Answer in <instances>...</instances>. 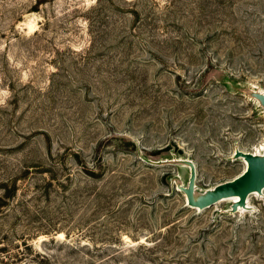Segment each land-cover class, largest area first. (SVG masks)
<instances>
[{"label": "rangeland", "instance_id": "rangeland-1", "mask_svg": "<svg viewBox=\"0 0 264 264\" xmlns=\"http://www.w3.org/2000/svg\"><path fill=\"white\" fill-rule=\"evenodd\" d=\"M249 90L264 0H0V264H264V189L177 187L263 149Z\"/></svg>", "mask_w": 264, "mask_h": 264}, {"label": "water", "instance_id": "water-1", "mask_svg": "<svg viewBox=\"0 0 264 264\" xmlns=\"http://www.w3.org/2000/svg\"><path fill=\"white\" fill-rule=\"evenodd\" d=\"M249 97L255 99L264 110V93L259 90H249ZM233 158H241L245 168L231 180L215 185L203 192L195 190V165L189 159L176 160L179 164L187 165L190 169L186 186L180 182L177 187L186 197L187 204L193 208L204 209L227 198L237 197L230 205V211L235 212L239 207H246V199L252 193L261 194L264 189V148L258 152H244L235 149Z\"/></svg>", "mask_w": 264, "mask_h": 264}, {"label": "bare ground", "instance_id": "bare-ground-1", "mask_svg": "<svg viewBox=\"0 0 264 264\" xmlns=\"http://www.w3.org/2000/svg\"><path fill=\"white\" fill-rule=\"evenodd\" d=\"M263 148H264V146H263ZM262 149V148H261ZM245 165V164H244ZM256 194V193H255ZM256 196V195H255ZM227 199H230L231 201H234V200H236L237 199V197H231V198H227ZM226 199V200H227ZM247 200V199H246ZM246 207H249V198H248V200H247V203H246ZM239 210H241V209H245V208H243V207H239L238 208Z\"/></svg>", "mask_w": 264, "mask_h": 264}]
</instances>
